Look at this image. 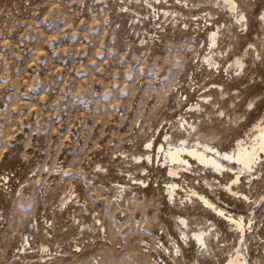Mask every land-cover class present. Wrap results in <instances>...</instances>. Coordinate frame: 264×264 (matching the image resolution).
Wrapping results in <instances>:
<instances>
[{
    "label": "rangeland",
    "instance_id": "374dc122",
    "mask_svg": "<svg viewBox=\"0 0 264 264\" xmlns=\"http://www.w3.org/2000/svg\"><path fill=\"white\" fill-rule=\"evenodd\" d=\"M232 1L0 0V264H264V152L223 157L264 125V0Z\"/></svg>",
    "mask_w": 264,
    "mask_h": 264
},
{
    "label": "bare ground",
    "instance_id": "6f19581e",
    "mask_svg": "<svg viewBox=\"0 0 264 264\" xmlns=\"http://www.w3.org/2000/svg\"><path fill=\"white\" fill-rule=\"evenodd\" d=\"M233 7L234 3L232 0H227ZM213 41V40H212ZM235 63H239V60H236ZM257 134L255 135V143L248 144L247 142L241 141L238 144L236 152L233 154L224 153V158H230L235 160L239 166H243L244 169H251L252 166L260 159V153L264 152V125H257ZM160 150L163 151L164 156L170 162V174L176 176L178 174L179 167L189 166L191 162H196L200 165L211 166L215 171H219L224 168V165L218 159L217 155L214 154L213 149L209 145H205L203 148L200 147H188V146H169L168 148L163 149L161 145ZM195 164V163H194ZM238 179L237 177L235 178ZM234 179V180H235ZM233 183V182H232ZM177 184L172 182L168 187L170 194L172 195ZM230 191H234L230 186L228 187ZM193 192L196 193L194 190ZM237 192V191H236ZM238 194V193H236ZM173 196V195H172ZM204 202L213 208L214 213L219 216L224 217L226 220L231 222L234 226L238 228H243V221L240 218L234 217L232 214H228L221 207L214 206V203L211 202L208 198L201 196ZM243 197V195L241 196ZM202 233V232H201ZM199 234V233H198ZM200 236V235H198ZM200 240V238H198ZM202 240V239H201ZM229 264H244L243 262L236 260L229 261Z\"/></svg>",
    "mask_w": 264,
    "mask_h": 264
}]
</instances>
